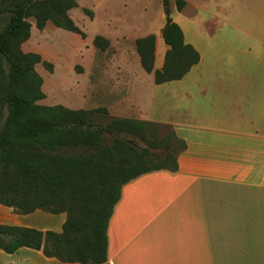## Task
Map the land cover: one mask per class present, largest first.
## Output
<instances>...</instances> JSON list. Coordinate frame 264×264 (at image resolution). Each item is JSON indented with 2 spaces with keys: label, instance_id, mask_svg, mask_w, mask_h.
Returning a JSON list of instances; mask_svg holds the SVG:
<instances>
[{
  "label": "crops",
  "instance_id": "0c3cea01",
  "mask_svg": "<svg viewBox=\"0 0 264 264\" xmlns=\"http://www.w3.org/2000/svg\"><path fill=\"white\" fill-rule=\"evenodd\" d=\"M185 42L201 60L181 80L142 87V119L185 141L177 172L126 184L108 226L109 264H264V0H193ZM66 214L0 224L62 233ZM0 264H80L0 250Z\"/></svg>",
  "mask_w": 264,
  "mask_h": 264
},
{
  "label": "trees",
  "instance_id": "16d2710c",
  "mask_svg": "<svg viewBox=\"0 0 264 264\" xmlns=\"http://www.w3.org/2000/svg\"><path fill=\"white\" fill-rule=\"evenodd\" d=\"M176 5L181 12L185 1ZM77 7L76 0H0V207L18 215L67 214L60 234L0 224V250L30 248L63 263L109 264L108 226L123 186L153 172H177L187 145L174 130L161 136L151 122L110 118L101 124L92 118L106 111L37 104L45 94L35 66L52 71L53 65L22 51L31 37L27 19L35 18L39 29L51 24L82 34L69 16ZM163 10L169 48L163 68L154 69V35L136 43L156 85L183 79L201 60L172 19L170 0H163Z\"/></svg>",
  "mask_w": 264,
  "mask_h": 264
},
{
  "label": "rangeland",
  "instance_id": "374dc122",
  "mask_svg": "<svg viewBox=\"0 0 264 264\" xmlns=\"http://www.w3.org/2000/svg\"><path fill=\"white\" fill-rule=\"evenodd\" d=\"M76 1L78 7L71 10L69 16L82 34L51 24L39 29L35 18L27 19L31 37L22 45V51L38 54L53 65L52 71L42 64L35 66V72L43 80L41 89L45 94V99L37 104L75 111H106L107 114L97 112L92 118L93 122L101 124H106L110 118L149 122L141 118L143 110L137 103L131 102L138 89L154 83V76L141 66L136 43L140 38L154 35V69L163 68L169 49L162 38L166 23L163 0ZM184 1L185 7L178 12L177 0H170L171 17L189 40L193 34L194 1ZM151 123L160 126L161 136L174 130L169 124ZM153 153L161 155L162 151Z\"/></svg>",
  "mask_w": 264,
  "mask_h": 264
}]
</instances>
